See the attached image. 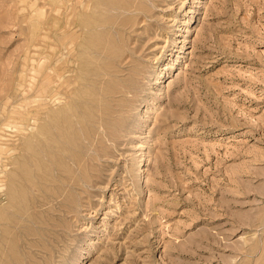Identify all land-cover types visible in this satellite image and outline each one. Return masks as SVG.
<instances>
[{"label":"rangeland","instance_id":"rangeland-1","mask_svg":"<svg viewBox=\"0 0 264 264\" xmlns=\"http://www.w3.org/2000/svg\"><path fill=\"white\" fill-rule=\"evenodd\" d=\"M107 1L0 0V264H264V0Z\"/></svg>","mask_w":264,"mask_h":264},{"label":"bare ground","instance_id":"bare-ground-1","mask_svg":"<svg viewBox=\"0 0 264 264\" xmlns=\"http://www.w3.org/2000/svg\"><path fill=\"white\" fill-rule=\"evenodd\" d=\"M141 0H128L126 3H124V4H122V0H118L115 4H112V3H110V1H107V5H106V8H105V10L106 11H108V12H110L111 13V15H113V20L111 21V22H109L108 24H106L105 23V25H104V29L105 30H107L108 32H110V31H118L119 30V28L120 27H123L124 26V23L122 22V20H123V18L125 17V15L126 14H128V12L130 11V10H132V8H138V6H137V4H138V2H140ZM162 1H164V0H162ZM111 5V6H110ZM58 14V13H57ZM136 15H138V16H140V17H143L144 16V14H140V13H136ZM135 15V16H136ZM149 15V12L147 11V12H145V16H148ZM59 16V15H58ZM82 17V16H81ZM80 20H81V18H80ZM132 21V20H131ZM139 22V21H138ZM74 29L76 28V26H74L73 27ZM81 28V27H80ZM96 28V27H95ZM62 30V29H61ZM149 30V29H148ZM74 31H77V29H75ZM81 31V30H80ZM100 33V32H99ZM113 37V36H112ZM125 37V36H124ZM95 39V38H94ZM101 41V40H100ZM117 41H118V39H117ZM81 42V41H80ZM85 42V41H84ZM100 43V42H99ZM103 45V44H102ZM130 45V44H129ZM83 46V45H82ZM81 46V47H82ZM78 47V46H77ZM109 53V52H108ZM91 57V56H90ZM112 69V68H111ZM113 69H114V67H113ZM102 73V72H101ZM104 73H106V72H104ZM112 74V73H111ZM110 74V75H111ZM116 76V75H115ZM112 77H113V75H112ZM63 77H62V75H58V79H60V80H63L62 79ZM112 79V78H111ZM110 79V80H111ZM118 79V78H117ZM116 79V80H117ZM113 81V80H112ZM114 82V81H113ZM123 82V81H122ZM112 83V82H111ZM101 86V85H100ZM137 86V85H136ZM81 88H82V86H81ZM126 88H128L127 86H122L120 89H116L115 91H113V93H121V94H124L125 92H126ZM141 88V87H140ZM137 90V89H136ZM98 91V90H97ZM102 91V90H101ZM103 92V91H102ZM79 93H81V92H79ZM96 93V92H95ZM105 94V93H104ZM117 96V95H116ZM116 96H114V97H116ZM126 97V96H125ZM51 99V98H50ZM95 99V98H94ZM102 99V98H101ZM66 101V100H65ZM68 102V101H67ZM89 103V102H88ZM94 103V102H93ZM117 103V102H116ZM113 106V105H112ZM130 106V105H129ZM132 106V105H131ZM86 107V106H85ZM115 107V106H114ZM124 107V106H123ZM68 108V107H67ZM82 108V107H81ZM66 109V108H65ZM88 109V108H87ZM86 110V109H85ZM73 111V110H72ZM119 112V109H116V108H111V110L109 111V112H106L105 111V113L107 114V115H111V114H113V113H115V112ZM130 112V111H129ZM60 113V112H59ZM62 114V113H61ZM97 114V113H96ZM100 114L101 115H98L97 116V118H98V120H100V121H102V119L104 118V117H102V115L104 114V112H100ZM60 115V114H59ZM95 115V114H94ZM117 115V114H116ZM107 121V120H106ZM132 121V120H131ZM122 122V121H121ZM138 121H136L135 123H137ZM123 123V122H122ZM130 125V124H129ZM135 125V124H134ZM91 126H92V124H91ZM87 127V126H86ZM138 127V126H137ZM84 128V127H83ZM99 128H101V127H99ZM134 128V127H133ZM89 129V128H88ZM105 127H103L101 130H99V129H97V128H95V129H93V131H92V134H90V135H84L83 137L88 141V144H89V146L88 147H90L91 149H96L97 148V146H98V144L102 141L101 139H102V135H103V133L105 132ZM124 129V128H123ZM77 131V130H76ZM69 133V132H68ZM73 133V132H72ZM123 133V132H122ZM119 135H121V134H119ZM72 138V137H71ZM70 140H72V139H70ZM76 140V143H77V145L79 144V142L81 141V143L82 144H84L85 143V140H83V139H79V141L77 140V139H75ZM101 140V141H100ZM123 140V139H122ZM112 142V141H111ZM114 142V141H113ZM115 142H116V140H115ZM123 142V141H122ZM71 143H72V141H71ZM114 144V143H113ZM68 145H70V143L68 144ZM85 146H86V144H84ZM70 147V146H69ZM80 153V152H79ZM67 157H69L68 155H67ZM79 161V160H78ZM77 161V162H78ZM69 162V161H68ZM83 162V161H82ZM70 164V163H69ZM83 164V163H82ZM78 165V164H77ZM85 165V164H84ZM69 169V168H68ZM70 170V169H69ZM64 171V170H63ZM70 178H68V180H69ZM8 195H10V194H8ZM11 197V196H10ZM24 199V198H23ZM13 200V199H12ZM64 200V199H63ZM61 198H60V201L59 202H61V203H65V200L63 201ZM63 201V202H62ZM18 202V201H17ZM58 202V201H57ZM13 203V202H12ZM41 205V204H40ZM61 205V204H60ZM20 207V206H19ZM60 211V210H59ZM13 213V212H12ZM26 219H28V218H26ZM23 221V220H22ZM24 222V221H23ZM27 223H29V222H27ZM24 225H26V224H24ZM28 225V224H27ZM21 229H22V227H21ZM30 235V234H29ZM35 235V234H34ZM33 236V235H32ZM28 243V242H27ZM38 245V244H37ZM245 251V250H244ZM21 260V259H20Z\"/></svg>","mask_w":264,"mask_h":264}]
</instances>
